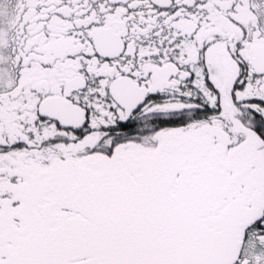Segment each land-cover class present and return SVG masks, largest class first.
Instances as JSON below:
<instances>
[{"label":"snow or ice","instance_id":"6c2138e0","mask_svg":"<svg viewBox=\"0 0 264 264\" xmlns=\"http://www.w3.org/2000/svg\"><path fill=\"white\" fill-rule=\"evenodd\" d=\"M0 264H264V0H0Z\"/></svg>","mask_w":264,"mask_h":264}]
</instances>
